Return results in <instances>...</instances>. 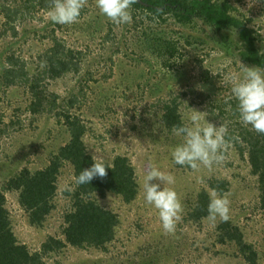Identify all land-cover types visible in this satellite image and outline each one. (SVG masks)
I'll use <instances>...</instances> for the list:
<instances>
[{
  "label": "rangeland",
  "instance_id": "obj_1",
  "mask_svg": "<svg viewBox=\"0 0 264 264\" xmlns=\"http://www.w3.org/2000/svg\"><path fill=\"white\" fill-rule=\"evenodd\" d=\"M36 1L38 0L33 3L37 9ZM231 1L237 8L236 13L245 18L251 17V25L257 26L264 33V0ZM22 2L0 0V6L5 4L7 8H12L15 5L24 9ZM31 12L24 17L18 14V19L8 21V25V18L0 12V33L4 34L7 30L5 39H0V43L6 47L11 43L17 54L23 55L33 64L38 59V54L49 46L51 39L49 29L45 31L43 28L50 21L48 11ZM32 14L35 16L32 17ZM141 18L137 16L130 24L116 25L99 12L96 0H88L81 9L78 22L65 24L57 35L67 45L85 52L81 56L80 69L57 80L50 79L48 92L58 95L57 100L63 102V105L71 97L76 99L75 108L86 117L88 147L93 155H99L108 161L118 154L127 155L136 168L140 182L153 163L171 174L175 182L167 186L177 192L183 212L177 222L175 234H165L158 211L143 198L128 204L121 196L108 195L101 201L119 214L121 222L118 235L109 245L108 252L91 250L86 255L96 260L97 264H246L244 258L232 256V250H224V247L213 243L219 218L212 224L206 218L194 220L189 216L193 208L190 200H195L201 188L209 187L211 182L216 183L215 179L218 178L228 180L231 182L230 190L225 194L230 201L229 215L238 220L241 226H245L243 228L251 240L264 245V211L260 210L256 200L258 192L254 187L255 178L249 175L239 148L235 147V142L230 138L231 147L225 160L214 165L211 171L203 167L194 171L187 166L178 165L171 157V149L181 142V138L163 125L161 116L165 104L178 95L185 123L189 122L188 116L193 108L205 112V118L216 126L227 125L228 132L232 135L238 131L241 123L239 117L220 121L221 119L212 117L209 100L198 103L185 96V93L193 80L200 78L203 68H208L211 73H219L226 80L225 77L229 74L240 73L241 62L245 65L248 63L235 51L225 55L214 48L213 44L207 43L204 47L202 43H194L187 49L184 59L167 68L159 58L147 51L144 56L140 55V30L134 28ZM93 22H97V26L102 24V27H98L97 35L88 29ZM145 24L153 26L149 20ZM10 26L15 29H10ZM110 27V38L103 41L102 38ZM39 28L41 31L37 32ZM170 29H178V26L171 24ZM198 35L201 38L205 36L203 32ZM1 71L2 68L0 118L6 132L0 139V189L21 168H36L41 165L46 156V149L42 148V144L47 143L46 139L50 135L48 129L54 124V118H49L50 114L33 115L28 110L31 99L28 88L14 84L5 86L1 82ZM186 79L191 83L185 82ZM13 120L16 121L12 124ZM60 180L55 201L57 208L53 212L51 224L41 231L27 223L17 203V193L6 192L15 231L32 249H38L49 233L58 230L61 223L59 217L70 205L68 198L63 195V189L71 185V174L67 168ZM71 252L66 248L62 257L54 258H63L64 262L61 264H67L74 257V252ZM46 264L57 263L48 260Z\"/></svg>",
  "mask_w": 264,
  "mask_h": 264
},
{
  "label": "trees",
  "instance_id": "obj_2",
  "mask_svg": "<svg viewBox=\"0 0 264 264\" xmlns=\"http://www.w3.org/2000/svg\"><path fill=\"white\" fill-rule=\"evenodd\" d=\"M21 1L25 5L24 9L15 5L12 8H7L5 4L0 6V12L8 18L7 22L17 20L18 14L24 17L29 11H48L50 7V0L36 1L37 9L34 8V0ZM130 10L133 12L132 19L142 17L134 28L140 30V55L144 56L147 51L159 58L167 68L184 59L187 49L194 43H202L204 47L209 43L225 55L234 51L240 53L247 65L264 69V33L257 26L251 25V17L245 18L236 13L237 8L231 0H137ZM146 19L153 26L145 24ZM171 24L177 25L178 29H170ZM90 25L88 29L97 35L98 27H102V24L97 26V22H93ZM64 26L49 21L43 27L45 31L49 29L51 42L38 54L33 64L23 55L17 54L11 43L7 47L0 43L1 82L5 86L14 84L28 88L31 95L28 110L33 115L47 113L50 114L49 118H54L53 126L48 129L50 135L46 139L47 143L42 144L46 156L41 165L21 168L0 189V264H46L48 260L61 264L63 258L57 260L54 257H62L66 248L74 252L73 256L76 257L69 259L67 264H97L96 260L87 257V251L108 252L109 245L118 235L121 222L119 214L101 200L108 195L121 196L128 204L138 198L144 199L136 168L130 158L123 154L116 155L110 161L104 160L107 167L104 179L95 178L89 184L79 186L74 183L82 169L92 165L93 154L88 147L86 117L75 108L76 99L71 97L63 105V102L57 100L58 95L48 92L50 79L57 80L71 72H78L81 56L85 53L67 45L66 41L57 36L58 30L64 29ZM10 29L15 27L10 26ZM39 29L37 32L41 31ZM201 32L205 35L202 38L198 35ZM111 33L112 27L102 40L107 41ZM6 34L7 30L4 34L0 33V39ZM45 61L47 66L41 68V62ZM36 62L37 65H34ZM185 82L191 83L188 79ZM187 90L185 96L198 103L209 100L212 117L220 121L239 117L238 101L232 97L231 85L219 73L214 75L208 68H203L200 78L193 80ZM179 97L175 95L172 101L165 104L161 116L163 125L170 130L173 126L185 123ZM2 122L0 118V139L6 132ZM229 134L227 138L235 142L249 175L255 178L254 187L258 192L257 195L255 193L258 197L256 200L260 210L264 211V134L242 122L238 125V131ZM66 168L71 174V185L67 187L71 190L63 189V195L68 198L70 205L59 217L61 223L58 230L49 233L38 249H32L15 231L6 192L17 193V203L27 223L41 231L51 224L50 220L57 208L55 201L60 178ZM215 181H210L209 187L201 188L195 200H190L193 208L189 216L192 219H207L208 192L212 188L221 194L229 192L231 182L222 178ZM243 227L232 216L227 222L219 221L215 227L213 243L224 247V250H232V256L244 258L246 264H264V245L251 240Z\"/></svg>",
  "mask_w": 264,
  "mask_h": 264
},
{
  "label": "clouds",
  "instance_id": "obj_3",
  "mask_svg": "<svg viewBox=\"0 0 264 264\" xmlns=\"http://www.w3.org/2000/svg\"><path fill=\"white\" fill-rule=\"evenodd\" d=\"M88 0H50L47 17L57 24L70 25L78 22L81 9ZM137 0H96L99 12L116 25L132 22L131 6ZM41 68L47 66L41 62ZM214 75L217 73H213ZM231 85V94L237 101L239 118L243 125H251L258 133L264 134V69L258 66H247L241 62L240 73L225 77ZM188 123L173 126V133L181 142L171 149L174 163L187 166L194 171L201 167L211 171L214 165L222 163L231 147L228 139V127L225 124L216 126L205 118V112L192 108ZM90 167L82 169L74 179L76 185L89 184L93 179H104L107 167L99 155L92 156ZM174 177L162 171L155 163L150 164L143 175L140 188L144 200L157 211L165 234H175L177 222L181 218L183 205L177 192L167 185L174 184ZM65 190H71L66 188ZM209 203L207 220L215 224L230 219V201L227 194L217 190L208 192Z\"/></svg>",
  "mask_w": 264,
  "mask_h": 264
}]
</instances>
